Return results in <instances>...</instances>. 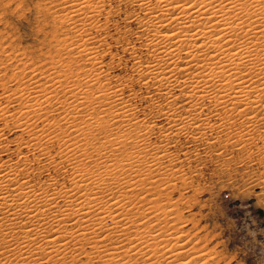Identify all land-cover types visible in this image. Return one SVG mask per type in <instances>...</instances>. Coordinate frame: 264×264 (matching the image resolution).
Returning <instances> with one entry per match:
<instances>
[{
    "label": "bare ground",
    "instance_id": "6f19581e",
    "mask_svg": "<svg viewBox=\"0 0 264 264\" xmlns=\"http://www.w3.org/2000/svg\"><path fill=\"white\" fill-rule=\"evenodd\" d=\"M102 1L69 0L70 10L63 16L58 13V19L68 21L69 29L78 35L75 48L65 42L67 49L60 46L62 43L60 47L55 45L57 58L51 57L49 68L33 66L32 73L26 76L29 79L18 81L25 83L21 92L10 93L14 89L6 88L9 93L2 95L8 103L19 100L21 106L9 112L3 103L0 120L6 126L9 119L16 118L19 125L15 126L21 127L22 133L15 141L20 155L17 158L0 155V264H175L178 244L168 249L160 247L161 232L143 231L142 222L133 216L145 213L137 207L139 203L132 205L130 201L143 177L134 178L154 173L162 155L167 153V144L154 145L157 141L154 144L150 141L151 134L157 131L163 143L184 132L197 138L196 129L207 122L200 109L208 103L210 111L222 110L217 113L230 120L235 118L249 131L257 123L264 134V0H134L140 11L129 12L138 24L137 37L144 46L139 47L143 55L137 53L136 44L130 47L136 58L134 72L140 87L147 89L153 107L159 108L157 113L165 119L164 126H157L156 121V125L150 124L145 116L140 118L130 99L124 98L125 82L115 87L110 81L112 76L104 75L108 71H104V62L99 60L100 42L92 35V29L99 28V15L107 3L102 5ZM95 42L97 49L93 46ZM25 65L23 69L28 68ZM18 75L15 79H19ZM3 130L0 125L2 152L10 150L12 143ZM49 142L57 143L59 159L51 155ZM22 145L41 150L40 154L47 156L44 165L43 157L37 156L39 153L27 155L26 151L21 157ZM32 160L39 165L32 166ZM42 165L65 168L64 175L69 174L71 185L54 187L56 184L52 186L50 179L48 185L33 184V170L42 169ZM135 171L138 174L132 178ZM51 179L54 180L53 176ZM149 208L144 210L149 212ZM189 249L177 252V257L181 251L186 256L176 264L197 262L190 257Z\"/></svg>",
    "mask_w": 264,
    "mask_h": 264
},
{
    "label": "rangeland",
    "instance_id": "374dc122",
    "mask_svg": "<svg viewBox=\"0 0 264 264\" xmlns=\"http://www.w3.org/2000/svg\"><path fill=\"white\" fill-rule=\"evenodd\" d=\"M57 1L0 0V77L1 79H3L2 81L0 80V106H3L4 103L9 109V112H14L16 111L15 109L19 110L21 106L19 100L14 101L12 99L11 103L10 101L8 103V100L4 99L2 95L4 96V94H6L7 92L9 93V91H7L8 89L10 91L11 89H14V91H11L10 93H16L17 91L21 92L22 88L25 87V83L21 81L22 79H29L27 77H29L28 75H30V72L32 73V70L34 69L33 66H35V68H49L47 67V65H50L51 57L53 56L52 59L57 58L55 55V45H57L58 47L62 43L63 45L61 44L60 46H63L62 48H66L67 46L69 47L70 44H72L70 45V47H72L73 44H75L76 46V42H79L78 35H75L71 28L69 29L70 25L67 23L68 21L64 22V20L62 21L58 19L59 15L63 16L64 12L69 9L67 5V3H69V0L68 2H66L67 0H60L59 2L61 4ZM103 2L107 3L104 4ZM100 4H104L102 7L104 8V12L99 15L100 20L98 16V20L101 22L98 21L99 23H97L99 24L98 29L97 27H94L92 29V35H94L95 39H93L97 41V43L100 42L98 43V46L100 48L96 45V42L94 43L95 45L93 44V46L98 47V49L96 47L97 52L99 51L101 53V59L99 60H102L101 63L104 62V71H108V73H104L103 71L104 75L107 76L109 74V78L112 76L110 81H112L115 87L116 85L118 86L119 83L121 85L122 82H125L123 85L125 87V94H123L124 98L126 100L130 99L129 102L130 105H132L131 107L135 109L134 111L140 118H143L145 116L146 120H150V124L154 123V125L157 124V126H159V124H161V126H164L166 121L160 116V114L157 113L159 108L153 107L150 97L146 93L148 92L147 89L140 87L141 84L137 79V72H134L136 69L133 64L136 58H134L135 54L130 51V47H133L136 44L135 46L138 47L137 53L141 55H143L142 49L144 48V46H142L141 39L137 37L138 24L135 23L136 21H134L133 18H131V14L133 12L139 13L140 9H138V4L134 0H103ZM64 7H67V9H65ZM107 8L111 10L108 9L107 11ZM60 10L61 12H59ZM129 11L131 12V14ZM104 13H107L108 15L106 14V16ZM127 14L130 16L128 17ZM128 18H130L131 20ZM108 20L109 22L107 23ZM105 23L107 24L105 25ZM100 24H102L101 28ZM63 26L66 28H64ZM103 26L105 28L102 29ZM68 33L73 34V36H66L65 34ZM57 37L60 39V41L59 39L57 40ZM70 38H73L75 40H71ZM128 38L131 39L129 40ZM66 39H69V41ZM64 42L65 44H67V46H65ZM6 43L8 45H4ZM127 43L129 45H126ZM75 46L73 47L75 48ZM139 47H141L142 49H139ZM22 51L24 52V54ZM9 52L11 56L9 55ZM15 52L17 55L15 54ZM13 55L14 57H12ZM102 56L104 57V59L102 58ZM131 56H133V58ZM144 56H146V54ZM24 61L26 62L27 66L25 65ZM24 65L28 68L23 69L24 67L22 66ZM131 66H133V68ZM21 68L24 70L23 74L21 73L23 72ZM27 69L28 71H26ZM15 73H17V75L19 73V79H15V77H17ZM22 76L24 78H22ZM130 77L134 78L131 79ZM20 79L21 81L18 82ZM134 79L136 80V82ZM2 82H5L6 85H3ZM139 90L142 92H140ZM129 94H132V97L128 96ZM134 96H136V98ZM154 98L157 97L155 96ZM182 99L183 98L181 97L180 100ZM159 102H161L160 104L163 105L162 98L159 99ZM208 106L209 103L203 108V110L200 109V112L202 111V115L207 118V122L203 124L205 127H203L202 125L200 129H196L197 138L193 137V133L184 132L182 134L176 135V137L173 138L171 142L167 143L166 141L165 143H163L164 141L157 131L155 132V134H151L152 136L150 138V141L153 140V144L157 141L154 145H157L159 143L161 145L167 144L166 147L168 148H166V152L168 154L166 153L167 156L164 154L162 155L163 157L161 158V163L156 166L157 169H155L157 171L154 169L155 172H152V175L147 174L148 177H146L147 175L144 174L139 176L138 178H134L135 180H141L140 178L143 177L140 185L138 186L139 188L135 193L136 195H132L134 199H131L130 201L132 202V205L133 202L139 203L136 204L137 207H140L139 209H142L141 211L145 214H140L138 217L135 215L133 216L132 214L130 215L134 218H137L138 222H142L143 231L148 232L152 230L154 231V233H156V231L161 232L163 236H161V241L163 242L161 245H159L160 247L164 248L165 246L164 249H168L170 248L169 246L172 247L173 245L176 246L178 244L177 249H175L176 253L174 252L175 264L182 262V259L184 261V257L186 256L184 255V253H182L183 251H181V253H179V256L177 257V252L183 249H187L186 251H188V247L191 249H189L191 253L190 257H194L195 261H197L194 262V264H264V134L262 127L258 126L257 123H254L252 124V130L249 131L246 125L238 124L240 123V121L236 120L235 118H231L234 120H230V118H226L225 114L220 115L219 113H217L219 111L223 112L222 110H218L216 114L214 110L210 111V108ZM152 108L154 110L151 111ZM53 114L57 113L55 112ZM14 119H9L6 122V126L8 125L7 127L5 126V122L3 120H0V125L4 127L3 132L7 135L6 137L10 139L9 141L12 142L11 144L9 142V144L11 145L10 150L15 146L17 147L18 136H20V134L22 133L21 127H17L19 125V122L16 118ZM15 124H17V126H15ZM249 132L251 134H249ZM242 133H244V136H242ZM245 133L247 135H245ZM16 140L17 142H15ZM52 143L53 142L47 143L50 153L51 155L54 154V156L58 157L57 159H59V155L57 154L59 147L57 143ZM22 146L23 153L21 154V157L27 154L26 151L28 152L27 155H37L39 153L37 155L39 156L41 155L40 153H42L41 150L32 149L28 146L27 148L24 145ZM16 147L11 151L3 150V152L0 147V155L4 156L5 158L9 156L17 158L20 153H17ZM41 156L43 157L42 164L44 165V160L47 158V156ZM36 161L31 162V165L37 167L39 163L38 161ZM43 165L42 169H37L39 172L37 170H33L35 171L32 175L33 184H37L36 186L48 185L47 183L50 184V179L51 181H53L51 182V184H53L52 186L56 184V186L54 187L61 188L63 186L69 187L71 185L68 177L69 174L64 175L66 174L64 173L65 168H57L54 165H50L51 167H44ZM43 167L45 170L43 169ZM47 169L51 170L49 171ZM133 173L132 178L136 176V174H138V172L136 171L134 174ZM52 176L54 180L51 179ZM62 180L65 182H61ZM143 185H145L146 187H144ZM137 194H139L138 197ZM139 196H141V200L139 199ZM146 196L149 197L146 199L143 198ZM145 204L147 205L145 206ZM146 207H151L152 209L149 208L150 211L148 212V209L144 210L146 209ZM134 209L135 208L133 206L132 210L135 211L136 209ZM158 211L160 212V214ZM150 213H152V215ZM158 215L159 217L161 215L160 219ZM143 216L146 218H144ZM150 217L153 218V221ZM160 225L161 227H159ZM154 228H157V230H155ZM166 229L168 231H166ZM181 243L184 244L183 248L181 247ZM179 246L181 248H179ZM199 254L201 255V257ZM205 255L208 256L206 257ZM196 256H198L199 259L198 257L196 258Z\"/></svg>",
    "mask_w": 264,
    "mask_h": 264
},
{
    "label": "snow or ice",
    "instance_id": "6c2138e0",
    "mask_svg": "<svg viewBox=\"0 0 264 264\" xmlns=\"http://www.w3.org/2000/svg\"><path fill=\"white\" fill-rule=\"evenodd\" d=\"M262 7H264V5H262ZM6 250V249H5Z\"/></svg>",
    "mask_w": 264,
    "mask_h": 264
}]
</instances>
